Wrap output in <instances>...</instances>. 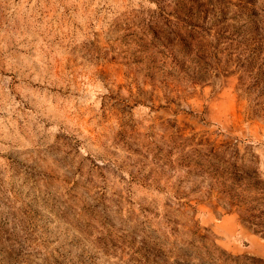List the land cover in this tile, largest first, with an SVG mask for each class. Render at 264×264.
I'll return each mask as SVG.
<instances>
[{
	"label": "rangeland",
	"instance_id": "374dc122",
	"mask_svg": "<svg viewBox=\"0 0 264 264\" xmlns=\"http://www.w3.org/2000/svg\"><path fill=\"white\" fill-rule=\"evenodd\" d=\"M0 264H264V0H0Z\"/></svg>",
	"mask_w": 264,
	"mask_h": 264
}]
</instances>
